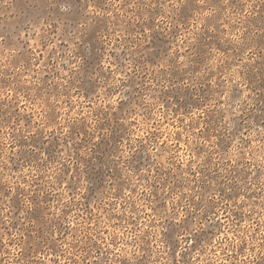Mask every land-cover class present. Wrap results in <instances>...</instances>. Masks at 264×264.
I'll list each match as a JSON object with an SVG mask.
<instances>
[{"label": "rangeland", "instance_id": "obj_1", "mask_svg": "<svg viewBox=\"0 0 264 264\" xmlns=\"http://www.w3.org/2000/svg\"><path fill=\"white\" fill-rule=\"evenodd\" d=\"M0 264H264V0H0Z\"/></svg>", "mask_w": 264, "mask_h": 264}]
</instances>
